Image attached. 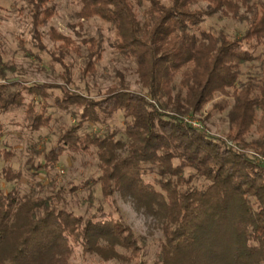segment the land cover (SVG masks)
Returning <instances> with one entry per match:
<instances>
[{
	"label": "trees",
	"instance_id": "obj_1",
	"mask_svg": "<svg viewBox=\"0 0 264 264\" xmlns=\"http://www.w3.org/2000/svg\"><path fill=\"white\" fill-rule=\"evenodd\" d=\"M15 1L25 5L20 10L27 13L35 47L43 50L40 27L58 43L52 56L63 85L5 80L12 68L0 48V117L24 109L29 130L48 128L49 89H59L53 105L74 123L48 151L33 150L40 161L29 159L27 172L49 176L65 154L95 157L99 175L79 188L91 206L99 185L103 202L91 215H76L54 181L49 188L37 182V195L22 194L7 185L24 174L0 168V264H72L78 255L96 257V264H143L146 239L117 215L115 194L161 230L156 264H264V0H76L78 20L108 25L142 89L131 91L117 71L99 99L87 83L103 58L102 30L95 38L72 39L51 26L56 5L50 0ZM216 16L243 24V31L229 36L223 28L205 27ZM74 57L83 58L85 94L72 87ZM253 63L260 73L243 81L242 68ZM25 96L31 97L27 103ZM210 103L205 121L227 111L224 139L193 126ZM117 113L125 141L115 138L117 130L81 133L86 123L104 125ZM252 133L258 136L248 141Z\"/></svg>",
	"mask_w": 264,
	"mask_h": 264
},
{
	"label": "rangeland",
	"instance_id": "obj_2",
	"mask_svg": "<svg viewBox=\"0 0 264 264\" xmlns=\"http://www.w3.org/2000/svg\"><path fill=\"white\" fill-rule=\"evenodd\" d=\"M51 4L56 5V15L51 20V26L66 37L76 38V34H81L83 38H95L96 30L100 28L103 34L104 54L102 60L97 65L95 75L88 80L87 86L90 95L99 99V94L115 83V73L117 71L125 75L126 82L131 91L142 93L141 86L138 84L134 73V65L122 58L115 49V37L108 25L95 20H78L76 13L79 9L76 0H50ZM25 8L24 3L15 0H0V48L3 52V60L7 67L12 70L6 71V79L10 82H21L25 86L31 85H63L61 74L63 72L60 64L53 60L54 53L57 54L56 47L58 43H53L47 36L48 28L40 27L39 31L43 34L41 47L43 50L35 47L30 35V24L27 13L20 9ZM223 28L226 34L232 36L234 32H241L244 25L229 18L214 17L209 20L205 27ZM83 58L74 57L70 61L72 66L73 88L85 94L86 83L80 80V69ZM258 63L246 65L242 68V80L246 79L247 74L258 75ZM0 82H3L0 80ZM13 90H19L14 87ZM50 98L47 99L49 108L46 114L50 115L52 121L48 128L39 131H31L27 128L24 119V109H14L0 117L3 124V130L0 133V168H10L13 171H20L24 178L19 183H10L7 188L17 187L22 194H28L34 191L38 194L37 182L43 183V186L49 188L50 181H54L56 189L65 190L64 200L66 209L76 215H91L96 211L97 206L103 202L99 185L94 189V204L85 202L87 191L79 187L88 181L91 177L99 175L95 157L65 154L60 158V163L49 174H43L32 177L27 172L29 159H34L35 163L40 161V157L35 156L33 150L48 151L56 145L57 139L63 128L70 127L74 121L70 114L56 108L54 98L60 97L59 89H49ZM26 103L31 97L25 96ZM38 100V99H34ZM221 97H216L214 101L218 102ZM213 103V102H212ZM210 104L206 105L202 113L196 114L195 119L200 120L199 126H203L210 134L223 138L228 133V123L226 119L227 111L223 113H213L208 121L207 113ZM39 106L36 107L37 111ZM123 118L120 113L114 115L112 119L104 125L86 123L81 131L82 134L99 133L104 135L112 130H117L116 139L125 141L123 135ZM256 133H252L247 140L257 138ZM224 139V138H223ZM33 148V149H32ZM5 152L6 156H4ZM10 155V157L7 156ZM6 157L9 161L6 162ZM70 187H77L78 190L73 194L68 193ZM50 191V189H49ZM48 191V192H49ZM46 194V193H44ZM118 214L122 220L131 228L137 238H145L146 245L144 255L141 258L143 264H156L157 255L160 251V243L163 240L162 232L157 227L156 222L147 219L142 214L137 213L128 201L119 194L114 197ZM105 209L107 207L104 205ZM96 257H82L78 255L72 264H96ZM107 264H137L136 262H109Z\"/></svg>",
	"mask_w": 264,
	"mask_h": 264
},
{
	"label": "built area",
	"instance_id": "obj_3",
	"mask_svg": "<svg viewBox=\"0 0 264 264\" xmlns=\"http://www.w3.org/2000/svg\"><path fill=\"white\" fill-rule=\"evenodd\" d=\"M193 126L197 129L199 128V125L197 123H193Z\"/></svg>",
	"mask_w": 264,
	"mask_h": 264
}]
</instances>
